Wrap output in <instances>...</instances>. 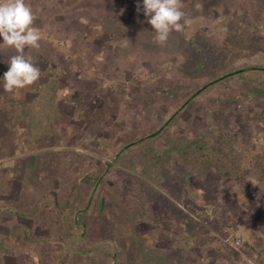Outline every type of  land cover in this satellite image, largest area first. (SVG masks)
<instances>
[{"label": "rangeland", "instance_id": "374dc122", "mask_svg": "<svg viewBox=\"0 0 264 264\" xmlns=\"http://www.w3.org/2000/svg\"><path fill=\"white\" fill-rule=\"evenodd\" d=\"M182 10L184 23L214 27L179 57L160 52L170 54L180 31L163 44L151 31L131 43L152 62L110 86L90 77L89 63L78 67L86 82L66 81L65 92L55 79L23 88L39 93L30 106L0 88L9 130L0 140V207L25 215L4 210L9 226L21 220L43 238L26 241L17 227L16 242L0 241V264H264V0H182ZM45 22L41 40L75 59ZM250 67L245 80L223 76ZM209 140L228 146L227 169L200 166L197 145ZM87 175L100 178L93 185ZM101 241L102 256L92 248Z\"/></svg>", "mask_w": 264, "mask_h": 264}, {"label": "crops", "instance_id": "0c3cea01", "mask_svg": "<svg viewBox=\"0 0 264 264\" xmlns=\"http://www.w3.org/2000/svg\"><path fill=\"white\" fill-rule=\"evenodd\" d=\"M67 2H74L76 5L70 6L66 4ZM62 3H65V7L62 6ZM26 4L32 9L33 21H37V26L33 27L44 28L40 23L46 26L45 21L47 19L52 21L50 23L54 24V27H57L60 31L57 28L55 31L47 28V31L51 33L57 32L56 35L65 39V46L72 49V54L74 53L75 59L70 58L72 55L69 58L64 57L61 53L53 50L51 44L46 40L39 41V48H26L24 55L31 57L33 62L40 68L42 83L46 84L47 79H55L59 82L62 81V84H65L66 81L75 84L77 80L80 81V83L86 82V80L82 81V77L84 73H86L84 69L87 68V64L90 63V77L93 79L96 78V81L100 83V85L110 86L111 78L121 77V75L131 76L135 71L138 73V71H141V68L147 67L148 61L152 62L154 59H150V57L141 53L135 55L136 49L143 51L142 49L144 46L142 45L139 49L141 44L134 45L131 43V39L136 43L138 37L145 34L146 38H148V33H151V25H146L147 18L144 17L142 12L141 0H38L30 1ZM51 4L53 5L51 6ZM82 11H85L84 15H80ZM78 20H81L80 24H82V27H80V24L77 26ZM82 20H84V23ZM42 21H44V23ZM131 21L133 23L132 26L129 25ZM34 24L35 22H33L32 25ZM210 26L211 25L206 26L205 23H201L198 20L196 21L195 18L186 21L183 29L180 31L182 36L172 39L175 40V46L167 47L169 48L170 54L160 52V55H170L171 57L172 54L175 53V57H179L178 51L186 48L190 41L191 43L192 40L195 41L196 36V40L198 39V41H201V37H210L211 32L209 33L208 29L214 27ZM0 49L4 53L9 51L8 57L16 54L15 50L12 48ZM161 49H163L162 46ZM66 55H68V53ZM56 56L62 57L58 58ZM8 57L4 59L0 58V73L7 71ZM80 65L85 67L83 71L78 68ZM78 70H80V74ZM64 84L61 86H63L62 90L65 92L68 86ZM32 88L33 87L30 89L26 88V90L23 89L22 92H19V89H17L12 93H8L6 98L11 102L14 100L17 103L20 102L22 105L30 106L31 104H35L39 98L37 90ZM0 108H2L1 105ZM4 121L5 120H0V140L2 136L9 131L7 128L8 125H6ZM1 147L2 144L0 141V154L2 152ZM0 210L2 213H0V231L2 232L5 224V229L7 231L5 237L3 233H0V241L4 238L5 241L10 240L12 243L16 242L19 237V229H17V227H22L20 233H22L24 240H26V234H28L27 240L30 242L33 239L38 241L43 240L41 237L33 238L29 225L23 223L21 220L15 221V219L12 218L10 221L16 222V228L13 227L11 223V226H9L7 219L3 216V211L9 210L12 214H15V218H17L18 215L20 216L21 214L19 209L8 206L4 209V206L1 205ZM22 216L24 217L25 215ZM80 225L82 230L85 223H81ZM75 235L82 236L83 231ZM20 248L21 247L15 246V248L11 250L12 253H10V255L17 258L20 254Z\"/></svg>", "mask_w": 264, "mask_h": 264}, {"label": "clouds", "instance_id": "9594fccd", "mask_svg": "<svg viewBox=\"0 0 264 264\" xmlns=\"http://www.w3.org/2000/svg\"><path fill=\"white\" fill-rule=\"evenodd\" d=\"M142 12L151 25L158 43H165L172 31H181L185 13L182 0H141ZM33 12L25 0H0V48H12L16 54L8 59V69L0 75V88L12 93L32 85L41 70L26 48H39L41 33L32 26Z\"/></svg>", "mask_w": 264, "mask_h": 264}, {"label": "trees", "instance_id": "16d2710c", "mask_svg": "<svg viewBox=\"0 0 264 264\" xmlns=\"http://www.w3.org/2000/svg\"><path fill=\"white\" fill-rule=\"evenodd\" d=\"M254 67H250V68H240L238 70H233L227 74H224L223 76H227V78H232V77H238L241 80H245L247 78V73L251 72V70H253ZM264 69V68H263ZM217 79L215 78L214 80H211L207 83H205L204 85H202L198 90H196L194 92V94H196L198 91L202 92L205 88L209 87L210 85L216 83ZM201 90V91H200ZM192 94V95H194ZM190 98V97H189ZM166 129V127L164 126L163 128L160 127L158 130L153 131L149 134H147L144 137H141L138 139V141L144 140L145 138H149V137H156L159 136L163 133V131ZM135 142V141H134ZM228 146L225 145H221L220 143H217L215 140H209L208 144H206L205 142H200L197 145V151L198 153V160L201 162L200 166L202 167H206L207 165L209 166H214L217 169L224 167V168H228L227 165L230 164V152L227 150ZM124 149V148H123ZM209 150V153H206V151ZM196 151V149L194 150ZM194 153V152H193ZM246 158V157H245ZM241 161H243V159H241ZM208 167V166H207ZM225 169L220 170V172H224ZM99 176H91V175H87L86 177L83 178V181L86 182H93V185H95L97 183V181L99 180ZM28 234L25 235V239L27 240ZM82 238V237H81ZM80 238V239H81ZM42 241V240H40ZM76 242V241H75ZM99 242V241H98ZM103 242V241H101ZM99 247L94 248L95 250L99 251L100 256H102L101 253L103 252H108L105 248L104 242L102 243V245L100 243ZM112 248H114V243L112 242V245H110ZM108 258V260H112L114 258V255H111V257L108 255L106 256Z\"/></svg>", "mask_w": 264, "mask_h": 264}, {"label": "built area", "instance_id": "2783aa9c", "mask_svg": "<svg viewBox=\"0 0 264 264\" xmlns=\"http://www.w3.org/2000/svg\"><path fill=\"white\" fill-rule=\"evenodd\" d=\"M55 45H56V47H63L64 45H65V43H64V41H58V42H55ZM66 47V46H65ZM67 48V47H66ZM67 50V49H66ZM236 243H238V241L236 242Z\"/></svg>", "mask_w": 264, "mask_h": 264}]
</instances>
